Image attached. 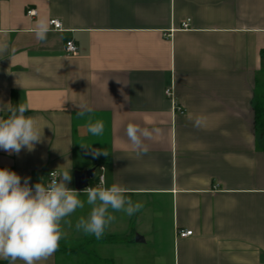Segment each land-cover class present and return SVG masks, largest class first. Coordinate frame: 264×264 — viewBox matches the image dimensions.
I'll return each instance as SVG.
<instances>
[{"label": "crops", "instance_id": "0c3cea01", "mask_svg": "<svg viewBox=\"0 0 264 264\" xmlns=\"http://www.w3.org/2000/svg\"><path fill=\"white\" fill-rule=\"evenodd\" d=\"M39 16L63 31L39 41ZM68 40L76 54L64 52ZM0 41L9 45L0 53V116L28 103L43 136L18 155L0 149V168L31 185L68 169L75 189L76 170L94 168L89 187L102 166L106 186H124L143 204L131 217L114 212L97 239L75 229L85 203L41 264H264V136L254 121L264 100V0H0ZM81 104L91 109L84 116ZM89 121H102L103 134L88 132ZM129 122L159 129L139 155ZM180 229L192 233L179 237Z\"/></svg>", "mask_w": 264, "mask_h": 264}, {"label": "clouds", "instance_id": "9594fccd", "mask_svg": "<svg viewBox=\"0 0 264 264\" xmlns=\"http://www.w3.org/2000/svg\"><path fill=\"white\" fill-rule=\"evenodd\" d=\"M49 30L48 17L39 16L33 28L35 37L43 42ZM8 49L7 41H0V53ZM4 107L0 106V111ZM78 107V115L81 116L91 111L86 104ZM6 110L8 115L0 116V149L10 155H18L24 148L33 150L43 136L37 119L25 115L30 110V104L21 103L9 106ZM204 120L203 116H197L194 126L201 127ZM87 130L94 136L102 135L104 124L102 121H89ZM158 131L129 122L125 135L139 155V150L147 151L144 141ZM90 151L93 156L108 154L106 150ZM51 176L47 184L37 182L31 185L30 177H24L22 183L21 176L16 172L0 168V259L7 260L8 264H16L17 261L22 264H41V261L48 260L67 234L64 225L71 226L68 217L78 209H84L85 203L90 206V210L86 216L81 215L77 219L75 229L94 235L97 239L116 219L114 212H123L131 217L143 207L142 203L133 202L126 195L129 189L116 183L106 186L103 177L98 185L86 187L81 192L68 187L72 180L71 170L65 169L59 176L53 171ZM81 193L86 196V202L80 199Z\"/></svg>", "mask_w": 264, "mask_h": 264}, {"label": "built area", "instance_id": "2783aa9c", "mask_svg": "<svg viewBox=\"0 0 264 264\" xmlns=\"http://www.w3.org/2000/svg\"><path fill=\"white\" fill-rule=\"evenodd\" d=\"M25 14L30 16V17L35 16L36 15V10L32 9V8H27L25 10ZM49 21H50V28L51 29H53L54 31H57V32L63 31L61 22L58 19L51 18V19H49ZM181 27L182 28H187L188 27V21L182 22ZM77 50H78V48L74 44V42L72 40H68V41L65 42L64 52L67 55L76 54ZM164 94H165L166 97H168L171 100L174 110L176 112L182 113L183 109L178 105L177 101L175 100L171 88H165L164 89ZM99 169H100V172L96 175L95 186L99 184L101 177L104 178V175H103V169L104 168L102 166H100ZM53 171H55L57 173V176H59V173H58L57 170H49L47 172V175H46L47 183H49L50 180L52 179L51 173ZM176 233H177V235L179 237H187V236L191 235L192 231L191 230H187V229H180V230H177Z\"/></svg>", "mask_w": 264, "mask_h": 264}, {"label": "water", "instance_id": "95a60500", "mask_svg": "<svg viewBox=\"0 0 264 264\" xmlns=\"http://www.w3.org/2000/svg\"><path fill=\"white\" fill-rule=\"evenodd\" d=\"M94 168H88L84 170H76L74 172V188L76 190H82L87 187L88 179L93 175ZM136 241H138V236H135Z\"/></svg>", "mask_w": 264, "mask_h": 264}, {"label": "trees", "instance_id": "16d2710c", "mask_svg": "<svg viewBox=\"0 0 264 264\" xmlns=\"http://www.w3.org/2000/svg\"><path fill=\"white\" fill-rule=\"evenodd\" d=\"M254 121L256 130L264 136V100L256 102L254 106ZM94 185L95 183L91 184L93 187Z\"/></svg>", "mask_w": 264, "mask_h": 264}, {"label": "rangeland", "instance_id": "374dc122", "mask_svg": "<svg viewBox=\"0 0 264 264\" xmlns=\"http://www.w3.org/2000/svg\"><path fill=\"white\" fill-rule=\"evenodd\" d=\"M135 246H137L138 248H142V249H144V248H146L147 246H148V244L147 245H144V246H138V245H135ZM112 249L113 248H109L108 250H105V254H108V256H110V258L112 257ZM122 252V251H121ZM131 254L133 255V257L132 258H135L136 256H137V251L135 250V249H133L132 251H131ZM89 259L91 260V259H95L96 260V258H95V256H93V255H91V256H89ZM100 264H102V263H100ZM103 264H107V262L106 263H103Z\"/></svg>", "mask_w": 264, "mask_h": 264}]
</instances>
